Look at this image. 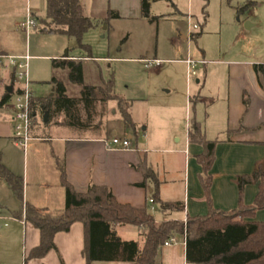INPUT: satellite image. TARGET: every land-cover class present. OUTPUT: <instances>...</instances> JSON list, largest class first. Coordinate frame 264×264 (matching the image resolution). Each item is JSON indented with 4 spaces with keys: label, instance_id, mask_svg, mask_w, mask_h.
I'll return each instance as SVG.
<instances>
[{
    "label": "rangeland",
    "instance_id": "obj_1",
    "mask_svg": "<svg viewBox=\"0 0 264 264\" xmlns=\"http://www.w3.org/2000/svg\"><path fill=\"white\" fill-rule=\"evenodd\" d=\"M81 2L85 15L94 24L84 34L83 43L91 46L92 55L96 59L84 61L85 84H102L112 69L116 94L132 103L130 112L137 129L131 131L139 148H143L146 134L150 139L160 133L165 134L169 137L170 145L176 146L180 137L184 143L193 120L201 121L203 126L206 123L223 126L227 121L224 102H221L215 111L214 117L217 119H197V112L205 115L212 109L209 108L210 102H207L208 106H197L195 91L196 87L206 91L209 86L222 85L225 81L226 66H216L217 73L209 75L204 86L205 69L211 68V64H197L194 69L197 74L190 75L188 83L187 66L178 59L190 55L197 61L202 58L204 48L207 51V59L264 60V0H155L151 3L150 14L158 17L156 20L143 16L140 0ZM46 3L47 0H0V45L10 54H22L28 49L33 55L29 71L35 97H51L54 93L51 80L54 77L65 83L69 97H79L81 85L72 83L68 77V68L55 66L53 59H59L67 51L86 55L88 53L77 47L74 38L41 31L40 21L46 18ZM246 3H250L248 9L238 13L237 8ZM109 9H117L121 16L110 17ZM188 11L194 15L192 23L198 25L194 32L201 33L198 38L194 37L189 45L180 37L182 31L186 33L188 30ZM28 15L36 20V27L27 33L23 23ZM247 22L254 26H248ZM155 57L170 58L173 61H163L160 67H147L142 60ZM2 63L0 75L3 83L0 80V96L5 89L4 81L9 79L11 65L7 58L2 59ZM199 77L202 79L200 84L196 82ZM17 96L14 92L7 105L0 108V132L9 129L13 143H16L14 125L17 121L14 117V106ZM80 109L82 117L85 118L83 107L80 106ZM103 109L105 114L94 119L95 125L99 127L101 123L127 129L115 100L103 104ZM64 120L63 114L52 117L47 122L40 119L36 127H42L45 135L56 136L58 133H64V130L59 131L56 127L57 121ZM101 130L105 131L106 127H101ZM33 136L38 135L34 133ZM51 147V142L35 139L29 142L27 151L29 154L32 148L40 149L47 155ZM9 148L10 152L16 155V167L20 174L24 176L26 170L32 184L31 176L35 170L47 179L51 175L53 170L46 161L44 162L43 157L33 163L31 155L27 164L23 158L25 151L22 145H11ZM164 155L161 154L160 157ZM1 183L10 189L5 180ZM0 214L11 216L12 213L0 207ZM13 226L14 222H11L10 227L0 226L1 263L7 261L10 256L9 236ZM23 244L24 233L21 230L15 247L18 246L21 250Z\"/></svg>",
    "mask_w": 264,
    "mask_h": 264
},
{
    "label": "crops",
    "instance_id": "obj_2",
    "mask_svg": "<svg viewBox=\"0 0 264 264\" xmlns=\"http://www.w3.org/2000/svg\"><path fill=\"white\" fill-rule=\"evenodd\" d=\"M113 10L119 13L117 9ZM119 16H121L120 13ZM189 16L191 18L192 16L194 17L190 11L187 13V18ZM249 25L254 26L251 23ZM187 33L188 30L186 33L182 31L180 37L189 45L190 41L187 39ZM194 34L201 35L200 32H195ZM202 50L203 56L197 61H205L199 64L204 66L211 64L212 66L205 69L204 86L207 84L208 76L217 73L216 66H226L225 81L222 85L219 84L218 87L209 86L206 91L204 88L198 89L196 87L195 91H197V106L207 105V102H210L212 106H209L212 110L206 112L205 115L197 112V119H217L214 115L218 105L221 102L226 105V123L223 126L206 123L203 128L207 139L218 140L215 148V160L210 170L212 175L210 190L212 206L219 210L231 211L239 206L238 176L252 175L257 165L264 163V89L261 87L254 69L255 64L264 63V60L207 59V51L204 48ZM0 51L6 55L29 54L31 56L30 61L33 58L28 49L22 54H10L0 45ZM188 56L178 60L187 66L185 61ZM92 58L94 59V56ZM92 58L84 53L67 51L59 59L82 60L84 64V61ZM109 58L111 57H105V59ZM146 59L149 58H143L142 60ZM152 59L160 60L161 64L163 61H173L170 58L161 59L155 57ZM2 64L0 63V66ZM161 64L155 66L160 67ZM111 71L112 69L109 76ZM195 74H197L196 71ZM13 75L14 68L11 64L9 79L4 81V91L7 86L12 85V80L14 81L12 85L14 92L18 90V84L15 82ZM190 75L188 74V83ZM0 80L3 83L1 75ZM196 82L200 84L202 79L199 77ZM53 91L54 93L51 96L55 94L54 84ZM52 117H55V115L51 114L49 117V112H45L44 114H39L38 119H47V122ZM56 127L59 131L64 130V133L48 136L43 133L44 129L42 127L38 128L36 125L31 131L32 139L30 141L38 139L52 143L47 155L46 152L44 154V151L40 149L32 148L29 154L27 150H24L23 158L25 163H29L31 155L34 159L33 163L43 157L44 162L46 161L53 170L48 179L38 170H35L31 176L33 184L30 181L29 173L25 170V175L22 176L16 167V155L10 152L9 148L11 145L17 146V143L12 141V132L9 129L6 132H0L2 162L11 172L22 176L24 181L23 202L20 200V209H18V196L10 186V189L4 187L3 183H1L3 179L0 178V207L12 213L11 216L0 214V226L10 227L11 222H14L9 236V259L2 261V263L0 262V264H88L83 254L85 228L82 222H74L69 231L58 232L55 235L54 241L57 250L50 251L43 258H29L30 251L40 243V231L25 219L24 211L21 217L15 216L16 212L21 213L24 208L23 205L26 203L50 209H61L65 206L66 197L61 181V164L64 166L67 180L76 191L87 192L92 184L107 186L120 203L130 204L137 208L148 207L157 223L172 220L186 223L190 216H202L209 212V203L206 200L200 181V174L203 169L197 160V156L204 151V146L190 142L188 132L184 143H182V138L180 137L177 139L178 144L176 146L170 145L169 137L165 134L160 133L152 139L148 138L146 134L143 148H139L136 138L127 125V129L119 126L113 127L109 124H100L99 127L91 126L89 128L57 124ZM101 127H106V130L102 131ZM34 133H37L38 136H33ZM40 133L43 134L40 135ZM114 135L130 138L132 148L128 150L107 149L104 139L111 138ZM161 154L165 155L160 157ZM141 159H146L148 165L157 173L161 182L160 195L162 200L166 202H183V210L164 212L161 210L159 203L149 202L152 184L148 182L147 186H142L144 176L137 168ZM258 191V182L253 181L247 184L243 194L244 203L247 205L253 204ZM255 219L263 221L264 210H258ZM6 222H8V225H5ZM115 229L122 240L139 241L140 246L143 247L144 238L142 233L145 228L132 224H117ZM21 230L24 233V244L20 250L18 246L17 248L15 247V242ZM171 238H174L175 242L165 245V242ZM171 238L160 246L156 256V263L189 264L186 257V236L177 234ZM91 264L137 263L134 261H96Z\"/></svg>",
    "mask_w": 264,
    "mask_h": 264
},
{
    "label": "trees",
    "instance_id": "obj_3",
    "mask_svg": "<svg viewBox=\"0 0 264 264\" xmlns=\"http://www.w3.org/2000/svg\"><path fill=\"white\" fill-rule=\"evenodd\" d=\"M155 0H141L142 14L150 20L151 3ZM250 3L237 8L238 13L245 12ZM110 17H119V13L109 9ZM41 31L74 38L77 45L93 57L91 46L83 43L84 34L94 26L84 13L81 0H47L46 18L41 19ZM199 34H194L197 38ZM0 54H5L0 51ZM55 66L68 68V77L72 83L81 85L79 97H69L62 80L56 77L51 82L55 94L51 97H33L31 100V131L38 124L39 114L49 112L64 115L65 124L72 127L89 128L97 126L94 119L103 116V104L115 100L128 128L136 131L130 108L131 102L115 92L114 73L103 79L101 85H87L84 80V64L76 59H53ZM259 83L264 89V63L254 66ZM14 77V75H13ZM11 84H14L12 80ZM14 90L4 91L0 98V108L10 101ZM247 103V102H246ZM82 104V105H81ZM83 107L85 118L82 117ZM85 119V120H83ZM50 120V119H49ZM101 124V123H100ZM189 141L204 146V151L197 156L203 172L200 181L209 203L206 215L188 217L183 221H162L157 223L148 207L137 208L117 201L111 189L103 185H90L87 192L75 190L67 180L64 166L61 164V181L65 189L66 202L61 209L37 207L26 203L16 217L25 212V219L40 231V243L29 253V258H43L50 251L57 250L54 238L58 232H67L74 222L80 221L85 228V248L83 254L88 264L96 261H134L137 264H157L156 256L160 246L177 234L186 236V257L189 264H264V220H256L258 210H264V163H259L252 175L238 176L239 206L231 211H223L212 206L211 167L215 160V148L218 140H209L203 125L193 120L188 130ZM137 168L143 173L144 181L152 184L150 198L160 204L164 212L181 211L184 203L180 201H163L160 195L161 182L157 173L146 159H141ZM0 178L5 180L19 199L23 202V177L11 172L2 162L0 153ZM253 181L258 182L259 191L255 201L247 205L243 201L245 186ZM24 204V203H23ZM117 224H132L145 228L142 236L143 247L139 241L122 240L115 229Z\"/></svg>",
    "mask_w": 264,
    "mask_h": 264
},
{
    "label": "built area",
    "instance_id": "obj_4",
    "mask_svg": "<svg viewBox=\"0 0 264 264\" xmlns=\"http://www.w3.org/2000/svg\"><path fill=\"white\" fill-rule=\"evenodd\" d=\"M189 27L187 33V39L192 41L194 38V31L198 29V25L192 23V18L189 16ZM36 25V20H34L31 16L28 15L27 20L23 23L24 29L28 33L31 28ZM7 58L10 60L14 68V78L15 82L18 84L16 104L14 106L15 112V120L17 123L14 125V139L17 144L23 146L24 150H27L28 144L32 139L31 134V100L34 97L32 87H31V78L29 71V61L31 56L27 55H6L0 54V63H2V59ZM147 67L151 66H159L161 61L158 59H146L144 60ZM188 66V74H195V67L199 63H204L205 61H195L190 56L185 61ZM105 146L107 149H122L128 150L131 149V139L128 137H120L117 135L112 136L111 138L104 139ZM150 203H154L153 198L149 199ZM8 225V222L5 223ZM172 242H175L174 238H171L165 242V245H169Z\"/></svg>",
    "mask_w": 264,
    "mask_h": 264
},
{
    "label": "water",
    "instance_id": "obj_5",
    "mask_svg": "<svg viewBox=\"0 0 264 264\" xmlns=\"http://www.w3.org/2000/svg\"><path fill=\"white\" fill-rule=\"evenodd\" d=\"M246 24H248V26H250V25H249L250 23H246ZM6 90L9 91V92H12V91H13V86H12V85L7 86V87H6ZM46 120H47V119H45V121H46Z\"/></svg>",
    "mask_w": 264,
    "mask_h": 264
}]
</instances>
